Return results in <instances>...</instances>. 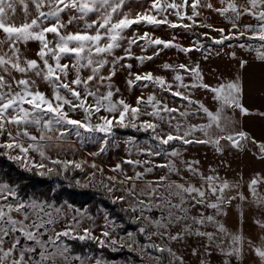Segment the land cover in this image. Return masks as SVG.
Listing matches in <instances>:
<instances>
[{"label":"snow or ice","instance_id":"obj_1","mask_svg":"<svg viewBox=\"0 0 264 264\" xmlns=\"http://www.w3.org/2000/svg\"><path fill=\"white\" fill-rule=\"evenodd\" d=\"M23 6L25 19L17 25L9 23L10 13L15 14L17 0H0V32L3 38L0 39V135L7 132L9 142L0 144V148L8 150H18L20 155L11 157L20 161L27 158L30 150L39 152L42 158L45 153L36 143H30L27 147L20 142L21 136L27 137L35 142L37 139L44 140L45 135L39 138L30 135L28 127L30 125L39 126L42 132L47 130L51 132L55 125H70L76 129H84L86 132L103 133L105 137L112 134L113 119L121 126H131L140 131H149L153 133L152 139L157 142L156 148H149L147 155L159 156L167 154L173 157L180 155L179 150L173 148L171 152L167 151L164 146L170 145L174 141L182 144L191 143H213L217 150L220 151V141L227 140L233 147H240V142L247 138L245 132L230 133L226 131L227 125L223 123L228 118L225 116L226 108H239L242 114H248V110L241 104L242 88L238 81H229L222 83L216 87L203 84V79L199 66L190 67L186 64L172 66L164 64L165 70H171L176 73L173 77V83H169L162 76H154L151 72L147 73H131L127 80L128 86L131 88L136 82H147L149 84L159 86L162 91H168L174 97H180L188 101L189 104H197L196 113L203 112L208 119L207 124L189 125L186 128L178 121L175 125L172 120L175 119L172 113L179 112L177 108H170L167 104L156 98L155 94H151L145 100L143 96L137 97L136 106L125 102L123 99L113 101L114 93L111 91V85L105 84L106 80H111L115 75L116 67L120 61L124 59L135 58L141 64L145 60H152L154 56H136L131 52V47L138 41H144V51L148 47L162 45L164 49L177 48L178 51L188 53L193 48L182 47L173 41H166L161 38H153L149 33L145 32L142 36L134 35L131 38L124 36L125 31L133 24H146L154 27L160 25H168L171 28L182 27L189 29L196 23L195 17L199 16L198 7L202 6L200 0H151L149 6L144 12H137L132 16L129 12H124L123 7L128 0H30L35 6L37 16L29 22L27 17L28 2L27 0H18ZM224 3V0H221ZM211 8L209 3L204 5ZM192 9L191 15H188L187 9ZM47 8V11L43 9ZM221 15H225L231 11L234 16L229 18L232 28L240 32V35L251 32L252 35L248 39H258L264 42V0H247L246 5H236L229 2L226 7L216 9ZM68 13L67 22L63 21L62 14ZM96 14V19L89 21L90 14ZM174 15L180 23H173L168 19V15ZM242 15H250L259 23L255 26L245 25L241 30L236 23ZM120 17L114 19V17ZM191 21L190 24L182 23L184 20ZM83 22V28L74 32H62L69 25L80 24ZM206 26V25H201ZM210 27V26H208ZM223 33V29H217ZM53 35V39H48V34ZM238 38L233 35L224 36L214 43L222 44L225 39ZM127 39L128 47L124 49V56H115V50L121 47V41ZM29 41H36L40 47L36 53L38 59H28L21 52L20 45L27 44ZM7 46V50H5ZM202 45L195 47L199 51ZM244 47V45H240ZM264 48V43H261ZM154 55H159L155 52ZM235 54L233 53V56ZM112 56L111 61L107 57ZM69 58L71 64L61 63L62 59ZM257 58L264 61V51H257ZM52 61L50 63L49 61ZM247 61H241V67H244ZM42 65V66H41ZM111 65L108 76L101 74L105 66ZM121 67L131 69V64L120 65ZM75 72V78L68 80L69 69ZM88 69L90 74L83 78L81 71ZM183 73L192 77V83H184L185 76ZM13 73L21 74L20 79H16ZM32 73L35 77L42 79L48 83L53 89L52 98L49 99L44 93L36 88V80L31 79L28 74ZM98 81L95 90L90 87L92 81ZM100 87H107L109 90L100 93ZM176 91H173V88ZM205 88L213 93V99L219 103V107L215 112L209 110L199 101L191 100L190 96L185 95L179 89ZM118 91V90H117ZM83 92V95H82ZM89 97L93 103H89ZM28 105V107H25ZM65 106L75 112L80 109L84 112V120L71 119ZM150 108L151 111H141ZM101 110L112 114L118 113V118L100 116V123L91 124L92 115L99 113ZM189 111L180 112V116L187 117L191 114ZM51 114V118L45 119ZM167 114V118L165 116ZM142 115L152 117V120L140 121L139 126L135 123L140 120ZM126 118L128 123H125ZM156 121H160L157 123ZM161 123H167L171 131L164 132ZM12 125L16 128L15 134L8 132V126ZM215 126L220 132L226 133L223 136L209 138L208 140H200L192 137L195 131L202 132L205 136H209V130ZM160 129V131H157ZM61 136L64 133L60 134ZM76 135L80 132L77 130ZM189 137H192L189 139ZM52 139L51 136L47 137ZM105 139V143H106ZM261 153H264V144L260 146ZM104 149L101 148V151ZM63 163L67 167L68 162L53 160V165ZM126 163L139 165V161L128 160ZM195 162H186V168L189 172L200 176L205 184L197 187L192 183H178L175 181L165 183L167 176H162L158 181L148 182L139 192L136 190L134 181L143 178L144 173L137 172L134 177H126L127 180L133 181L131 187L124 189L125 195L119 196L113 203L123 202L128 204V208L124 211L135 213L130 217V222L137 225L135 231H127L119 239L113 237L112 233L116 231V223L105 215L104 230L99 237L92 234L91 228H83L82 234L80 229V220L73 217V222L67 224L61 231L56 230L59 223L60 210L53 209L47 201H41L35 197L24 199L19 196L18 188L3 181H0V264H114L101 257L91 255L73 254L71 246L66 240H78L85 242L91 240L97 243L100 248H110L112 251H119L127 248L131 252L138 253L142 258H147L151 264H163V254L167 253L171 257L169 264H175L179 260L180 264H184L183 258L170 247L174 242H182L187 237H206L208 244L205 245L206 250L211 248L215 242L216 234L213 232L201 231V227L205 224H213L217 233L229 237L231 243L227 248L222 244H216V248L224 257L240 255L242 252L243 238L239 234L229 233L224 224L217 220V216L226 215L224 208L231 205L233 200L241 201L247 198L243 193H237L236 196H227L226 190L238 187L232 185L228 181L219 182L218 176H203L193 165ZM33 167L40 169L47 168L48 172L54 171L53 168L47 167L44 163L32 164ZM27 167V165H25ZM79 168L80 165L76 164ZM95 167V165H93ZM158 167H166L169 172L179 173L175 164L169 161L165 165ZM114 171L120 170V165H116ZM151 168H146L145 172H151ZM44 173H41L43 175ZM109 180H115V177H109ZM260 181L252 179L248 187L253 197L256 198L257 204L264 203V197H260L256 191V186ZM119 183H124L120 181ZM155 185V186H154ZM206 185V187H205ZM109 193L116 189L110 185H104ZM214 196L215 200L210 201L208 195ZM143 197V198H142ZM174 200L178 202H174ZM199 206V208H198ZM208 208L215 211V215H205L199 209ZM193 209L198 210V215H190ZM159 212L158 217H152V212ZM260 227H264V223L257 221ZM123 227V225H119ZM173 229H176L173 232ZM144 237V243H141L137 236ZM155 238V239H154ZM159 241V242H157ZM254 251L262 261H264V249L254 247ZM154 253H158L156 255ZM192 254L196 255V249L192 250ZM210 255L211 253L208 252ZM200 264H206L201 260ZM223 264H229L225 259Z\"/></svg>","mask_w":264,"mask_h":264},{"label":"rangeland","instance_id":"obj_2","mask_svg":"<svg viewBox=\"0 0 264 264\" xmlns=\"http://www.w3.org/2000/svg\"><path fill=\"white\" fill-rule=\"evenodd\" d=\"M177 2H180V0H177ZM229 2L235 3L236 5L247 4V0H224L223 4L221 3V0H200V4L202 5L198 7L200 14L195 17V25L189 29H184L182 27L171 28L166 24L160 25L159 27L146 24H133L130 28H128L124 33L126 38H131L134 35L142 36L145 32L149 33L153 38H161L166 41H172L173 37H175V40L173 41L174 43L185 48H193V50L188 53H184L178 51L177 48L164 49L163 46L160 45L148 47L147 50L144 51V41H138L137 44H134L131 47L133 56H154V58L152 60H145L143 64L135 58L120 61V64L116 67V71H122L124 79L121 86L118 84H110L111 91L114 93L112 100L119 101L123 99L132 106H136L137 97L143 96L146 100L149 95L155 94L156 98L164 104H167L168 107L179 109V112L172 113V116L175 117V119L172 120L173 125H175L178 121L185 128L189 125L207 124V116L203 112L196 113L198 105L195 103L189 104L188 101L183 100L180 97L172 96L168 91H162L159 86L156 85L149 84L145 87L144 85L147 83L145 81L136 82L131 88L128 86L127 80L131 78L129 77V72L141 74L151 72L154 76H162L167 82L175 84L173 77L176 73L171 70H165L163 65L166 63L172 66L186 64L190 67H194L198 65L200 73L203 77L201 82L211 87H216L222 83L236 80L241 85L242 98L244 91H247L248 89L247 87L243 88L244 86L241 77L243 67H241V61H243L246 57L257 58V51H264V48H261V43L264 42H261L258 39H248V37L252 35L251 32L240 35L239 31L233 29L232 24L229 23V18L234 16L231 11L227 12L225 15H221L218 11H216V9L226 7ZM150 3L151 0H128L123 7V11L129 12L132 16H135L137 12H144ZM189 3H191V0H189ZM209 3L212 5L211 8L204 6ZM28 12L29 15L27 19L30 22L31 19H34L37 16L35 6L28 5ZM187 13L188 15H191L192 9L190 7L187 9ZM9 15V23H15L17 25L21 24L25 19L23 6L16 5L15 14L10 13ZM68 16V13H63V21L67 22ZM207 16L210 18L208 21ZM119 18L120 17L118 16L114 17V19ZM88 19L89 21L95 20L96 14H90ZM168 19L173 23H180L174 15L169 14ZM182 23L190 24L191 21L185 19ZM236 23L242 30L245 25L255 26L259 22L250 15H242L238 20H236ZM82 28L83 22L78 25H69L66 29H62V32H74ZM217 29H223L224 31L221 33L217 31ZM195 31L201 33L204 37L210 36L212 41L220 40L222 37L229 35H233L238 38L225 39L222 44L213 43L208 45V39L197 38L194 35ZM2 38L3 33L0 32V39ZM48 39L52 40L53 35L49 33ZM236 39L237 41H235ZM199 45H202L203 47L200 48L199 51L195 50V47H198ZM240 45H244V47H240ZM39 47L40 45L36 41H29L27 44L20 45L21 52L28 59H38L36 53ZM127 47V39L121 41V47L115 50V56H124V49ZM5 50H7V46H5ZM157 51L159 52V55H154ZM233 53L235 54L234 56ZM107 58L109 61L113 59L112 56ZM49 62L52 63L51 59ZM61 63L71 64V60L69 58H65L62 59ZM124 64H131L132 68L127 69L120 66ZM110 68L111 65L105 66V68L102 69L101 74L108 76ZM89 74L90 71L88 69L81 71V77L83 78H86ZM180 74L185 76L184 83H192L191 76L183 73L182 70ZM13 75L16 79L22 78L19 73H13ZM28 76L31 79L36 80V88L33 90L38 89L49 99L52 98L53 89L48 83L35 77L32 73H29ZM74 78L75 72L70 68L68 80L71 81ZM250 81L254 90H260V85L256 80L252 79ZM253 81H255V83ZM97 85L98 81L96 80L90 83V87L93 90L96 89ZM108 90L109 89L107 87H100L99 89L100 93H105ZM172 90L176 91L177 89L174 87ZM179 91L190 96L191 100L199 101L204 104L213 112H215L219 107V103L213 99V93L205 88H181ZM88 102L93 103L91 97H89ZM25 107H28V105H25ZM145 110L151 111L150 108L144 109L143 106H141V111ZM65 111L68 112V116L71 119L84 120L85 114L80 109L72 112L67 108V106H65ZM184 111L196 114H191L187 117L180 116L179 113ZM248 113L250 112L248 111ZM114 115L118 118V113L112 114L101 110L99 113L92 115L91 124L95 125L100 123V116L113 119ZM165 116L167 118V114H165ZM225 116L228 119L223 121V123L227 125V132L236 133L243 130V117L245 118L247 114H242L239 108H226ZM49 118H51V114L45 117V119ZM144 120H152V117L142 115L140 120L135 123L139 126L140 121ZM156 122L160 123V121ZM125 123H128L127 118ZM249 123H253V120L250 119ZM117 127L124 126L116 123V119H113L112 134L105 137L103 133L86 132L84 129H76L73 126L66 124L55 125L51 132H48L47 130L42 132L39 130V126L30 125L28 127L30 135L39 138L43 134L45 135V139H37V141L33 142L27 137L21 136L19 140L25 147H27L30 143L38 144L41 150L45 153V157L42 158L39 152L30 150L26 159L15 161H17L23 168L36 170L39 173H47V168L40 169L38 167H33V163H44L47 167H51L54 170L57 166H60L63 170L79 169L81 170L82 175L77 178V182L81 186L98 185L104 187V185H110L116 189L114 192H111V195L115 199L119 196L125 195L123 190L131 187L133 181L127 180L126 177H134L137 172L144 173L142 179L134 181L137 192H139L141 188H144L148 182L158 181L162 176L168 177V180L165 181V183L172 181L178 183L187 182L195 184L199 187L200 185L205 184V182L200 178V176L189 172L186 168V162L198 161L199 163L194 164L193 166L197 168L203 176H218L220 178L219 182L226 180L230 184L238 186L230 190H226L225 194L227 196H236L239 192L243 193V195L247 198L243 201L239 199L233 200L231 205H226L224 208L226 215L216 217L220 223L224 224L229 233L239 234L242 236V252L240 255H233L231 257L222 256L216 248V244H222L223 247L227 248L231 241L229 237H225L223 234L217 233L216 227L213 224H205L201 227V231L213 232L216 234L215 242L211 248L207 250L205 248V245L208 244L206 237L196 236L187 237L182 242H174L170 244V247L177 254V256L183 258L184 264H200L201 260L206 261V264H223L225 259L229 261V264H264V261H262L254 251V247L264 249V227H260L257 223V221L264 223V203L258 205L256 198L253 197L248 187L252 179H258L260 182L256 186V191L260 197H264V153H261L259 147L261 144H264V141H254L247 135V138L240 142V147H233L229 141L221 140L220 151L217 150V147L213 143H191L185 145L179 141H174L170 145L164 147L167 148L168 152H171L173 148L179 150V156L173 157L167 154L150 156L146 154V151L149 148H152L154 151L158 150L156 148L157 142L156 144H153L150 142V139H138L128 134H120L116 131ZM161 128L164 132L172 130L169 128L167 123H161ZM77 130L80 132L79 136L76 135ZM7 131L15 134L16 128L9 125ZM149 131L151 132V130ZM157 131H160V129ZM61 133H64V135L61 136ZM225 134L226 133L220 132L219 129L213 126L209 130V136H205L200 131H195L192 134V137L200 140H208L210 137L215 138ZM48 136H51L52 139H48ZM259 136L262 137L261 135ZM192 137H189V139ZM105 139L107 141L106 143ZM8 142L9 137L7 132L0 135V144H6ZM101 148L104 150L101 151ZM1 151L5 152V154L10 158L20 155L18 150L0 148V152ZM53 160H60L61 162L66 161L68 162L67 167H65L63 163L53 165ZM128 160L139 161L140 164L134 166L133 164L126 163ZM169 161L175 164L176 168L179 170L178 174L169 172L166 167H158V165H165ZM76 164H79L80 167H75ZM118 164L120 165V170L114 171L113 169H115ZM25 165H27V167H25ZM93 165H95V167H93ZM146 168H151L152 171L145 172ZM109 177H115V180H109ZM120 181H124V183H119ZM208 199L213 201L215 200V197L209 194ZM174 202L178 201L174 200ZM50 204L53 205V209L50 210L54 212V215V209L60 210L58 218L59 223L56 225L57 231L63 230L67 224L72 223L73 217L80 220L81 234L83 228H91L92 234L99 237L100 233L104 230L105 215H107L104 210H100L96 216H92L85 210L74 207L69 203H63L59 206L54 203ZM124 204L128 206L127 203ZM199 210L203 211L205 215H215V211L213 209L203 208ZM150 215L155 218L159 216V212L154 211ZM190 215H198V210L193 209ZM115 223L117 227L116 231L113 232L112 235L113 237L119 239L124 234L118 231V222ZM175 231L176 229H173V232ZM137 239H139L141 243L146 242L142 236L138 235ZM193 249H196V255L192 254ZM208 252L211 254L209 255ZM154 254L159 255L158 253ZM86 255L94 256L92 254ZM143 259L145 260V264H151L147 258ZM107 261L114 262V264H140L131 259ZM170 261L171 257L167 253H164L163 264H169ZM91 264H94V261H92ZM175 264H180V261H175Z\"/></svg>","mask_w":264,"mask_h":264},{"label":"trees","instance_id":"obj_3","mask_svg":"<svg viewBox=\"0 0 264 264\" xmlns=\"http://www.w3.org/2000/svg\"><path fill=\"white\" fill-rule=\"evenodd\" d=\"M199 39H208L207 44H213L214 40L210 36H203L199 32H194ZM237 41V39L235 40ZM116 131L120 134L131 135L138 139H150V142L156 144L152 139L150 131L136 130L131 126L117 127ZM82 175L81 170H63L60 166L52 172L41 175L36 170H29L21 167L19 163L5 152H0V180L9 183L18 188L19 196L28 199L35 197L41 201H47L59 206L63 203H69L74 207L85 210L92 216H96L100 210H104L110 219L118 222V231L125 234L127 231H135L137 225L130 222V217L135 213L124 211L127 209L123 202L113 203L115 198L107 191L105 187L98 185L81 186L77 178ZM71 246L73 254H92L102 256L107 260H133L136 263L145 264V260L136 252H131L126 248L119 251H112L110 248H100L97 243L87 240L80 242L78 240H67Z\"/></svg>","mask_w":264,"mask_h":264},{"label":"crops","instance_id":"obj_4","mask_svg":"<svg viewBox=\"0 0 264 264\" xmlns=\"http://www.w3.org/2000/svg\"><path fill=\"white\" fill-rule=\"evenodd\" d=\"M243 61H247V64L241 71V77L243 88L247 87L248 90L244 91L241 104L250 113H248L245 118L243 117L244 123L242 131L254 141H264V61L256 57H246ZM252 79L256 80L260 85V90H254L252 88V83L250 81ZM253 82L255 83V81ZM250 119L253 120V123H249Z\"/></svg>","mask_w":264,"mask_h":264},{"label":"water","instance_id":"obj_5","mask_svg":"<svg viewBox=\"0 0 264 264\" xmlns=\"http://www.w3.org/2000/svg\"><path fill=\"white\" fill-rule=\"evenodd\" d=\"M124 79V74L122 71L118 70L115 72V75L111 77V80H106L104 83L105 84H118L122 85Z\"/></svg>","mask_w":264,"mask_h":264},{"label":"flooded vegetation","instance_id":"obj_6","mask_svg":"<svg viewBox=\"0 0 264 264\" xmlns=\"http://www.w3.org/2000/svg\"><path fill=\"white\" fill-rule=\"evenodd\" d=\"M27 2H28V5H33V4L30 2V0H27ZM16 5H20V6H22V5L18 2V0H17ZM43 10H44V11H47L48 9L45 8V9H43Z\"/></svg>","mask_w":264,"mask_h":264},{"label":"built area","instance_id":"obj_7","mask_svg":"<svg viewBox=\"0 0 264 264\" xmlns=\"http://www.w3.org/2000/svg\"><path fill=\"white\" fill-rule=\"evenodd\" d=\"M209 19H210L209 16H207V21H208Z\"/></svg>","mask_w":264,"mask_h":264}]
</instances>
